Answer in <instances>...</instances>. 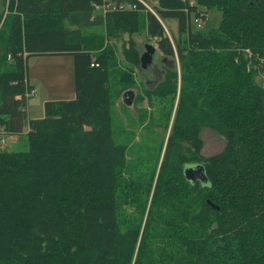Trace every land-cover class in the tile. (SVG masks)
<instances>
[{
  "label": "trees",
  "instance_id": "16d2710c",
  "mask_svg": "<svg viewBox=\"0 0 264 264\" xmlns=\"http://www.w3.org/2000/svg\"><path fill=\"white\" fill-rule=\"evenodd\" d=\"M107 2L133 7L104 13ZM5 7L0 0V20ZM14 7L8 35L0 34V128L19 135L28 125L29 149L0 151V264H264V0ZM213 8L220 25L193 28ZM167 19L177 21V35ZM140 25L165 71L134 103L168 137L129 161L112 126L113 50L100 35L84 43L77 34L106 26L117 37ZM44 54L73 56L75 97L48 100L44 117L29 118L27 61ZM119 82L121 93L135 79L122 71ZM204 129L225 139L219 154H203ZM199 163L206 183L185 177V165Z\"/></svg>",
  "mask_w": 264,
  "mask_h": 264
},
{
  "label": "rangeland",
  "instance_id": "374dc122",
  "mask_svg": "<svg viewBox=\"0 0 264 264\" xmlns=\"http://www.w3.org/2000/svg\"><path fill=\"white\" fill-rule=\"evenodd\" d=\"M12 0H6V7L3 18L0 20V34L7 36L10 30V21L6 15H13L16 12L14 7L10 10ZM148 10H153L157 0H145ZM192 3L196 0H191ZM222 13L218 9H210L204 19L200 20V26L192 20L193 28L201 29L206 32L220 25ZM22 19V17H21ZM66 25H70V21H65ZM163 25L171 35H177L178 26L175 19H167ZM78 38L84 43H91L93 35L104 37V45H110L115 57V65L111 67V83L114 84L113 100L111 102V119L114 131V139L117 143L128 146L127 156L129 161H137L139 157L145 156L147 153H155L161 141L167 140L168 132L165 133L163 125H150L152 116H144L138 103H134L137 93L144 94L146 88H153L163 77L165 71V62L163 54L158 49L155 41L147 35L146 30L140 25L133 32H126L121 36H109L106 26L93 27L80 31ZM152 44L156 47L153 54V59L150 66L143 68L140 63L137 64L129 60L126 56V48H130L136 52L141 58V55L146 51V45ZM128 46V47H127ZM9 57H7V60ZM71 54H44L33 55L27 61L28 79L35 89V93L28 101V117L42 118L44 117V103L48 100L73 99L75 97L74 88V64ZM179 65V63H178ZM257 68V67H256ZM122 71H126L135 79L133 85V94L129 103L126 102L123 94L127 91L118 93L122 85L119 82V76ZM121 72V73H120ZM258 78L263 80L264 72L258 71ZM130 90V89H128ZM118 94H114V92ZM123 93V94H122ZM146 104V102L144 103ZM149 112L154 111L151 106H147ZM154 114V113H153ZM156 118V117H154ZM28 130H23V133L15 137L7 136L8 151H27L29 149ZM204 139L203 154L206 156L219 154L225 147V139L215 134L209 129H204L202 133Z\"/></svg>",
  "mask_w": 264,
  "mask_h": 264
},
{
  "label": "water",
  "instance_id": "95a60500",
  "mask_svg": "<svg viewBox=\"0 0 264 264\" xmlns=\"http://www.w3.org/2000/svg\"><path fill=\"white\" fill-rule=\"evenodd\" d=\"M156 51V47L152 44H147L146 45V51L141 55V66L143 68L148 67L153 59V54ZM133 94V90H127L123 96L126 100L127 103H129L131 96L128 95H132ZM184 174L185 177L192 181V182H196V181H201L203 183H206L208 181V176L205 172V168L203 164H190V165H185L184 168Z\"/></svg>",
  "mask_w": 264,
  "mask_h": 264
},
{
  "label": "built area",
  "instance_id": "2783aa9c",
  "mask_svg": "<svg viewBox=\"0 0 264 264\" xmlns=\"http://www.w3.org/2000/svg\"><path fill=\"white\" fill-rule=\"evenodd\" d=\"M140 1L147 6L145 0H140ZM101 7H102L103 12L105 13L109 10L125 9V7L132 8L133 6L128 3L124 4V3L107 2L103 4ZM196 21L199 22V20H196ZM34 93L35 92L33 89L30 91H27L26 97L28 98V100L33 97ZM7 136H9V134L5 131L4 127L2 126L0 128V151L5 149L7 146Z\"/></svg>",
  "mask_w": 264,
  "mask_h": 264
},
{
  "label": "crops",
  "instance_id": "0c3cea01",
  "mask_svg": "<svg viewBox=\"0 0 264 264\" xmlns=\"http://www.w3.org/2000/svg\"><path fill=\"white\" fill-rule=\"evenodd\" d=\"M29 83H30V85L33 87V85L31 84L30 80H29ZM33 90H34V92H35L34 87H33ZM24 129H25V130H29L28 125H26V127H25ZM19 135H20V134H19ZM15 136H17V135H10L9 137H15Z\"/></svg>",
  "mask_w": 264,
  "mask_h": 264
}]
</instances>
